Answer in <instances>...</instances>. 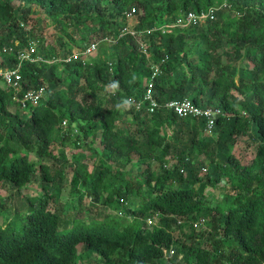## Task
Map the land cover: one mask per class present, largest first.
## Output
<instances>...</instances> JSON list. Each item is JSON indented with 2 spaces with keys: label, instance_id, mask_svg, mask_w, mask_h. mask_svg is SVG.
<instances>
[{
  "label": "trees",
  "instance_id": "obj_1",
  "mask_svg": "<svg viewBox=\"0 0 264 264\" xmlns=\"http://www.w3.org/2000/svg\"><path fill=\"white\" fill-rule=\"evenodd\" d=\"M224 2L215 21L159 30ZM132 8L150 59L121 36ZM40 11L50 38L29 28ZM31 40L42 60L23 65L22 92L45 97L23 110L0 80V264H264V0H0V67ZM93 43L87 63L66 62ZM153 63L157 101L221 109L215 136L204 119L128 104ZM242 137L250 157L234 153Z\"/></svg>",
  "mask_w": 264,
  "mask_h": 264
},
{
  "label": "built area",
  "instance_id": "obj_2",
  "mask_svg": "<svg viewBox=\"0 0 264 264\" xmlns=\"http://www.w3.org/2000/svg\"><path fill=\"white\" fill-rule=\"evenodd\" d=\"M232 6L227 2L222 3L218 7H211L207 11L194 12L190 11L184 15L178 16V18L168 24L160 27V31L163 34L173 33L178 29H187L192 27H200L205 25L210 21H215L217 18L218 11L225 10L230 11ZM233 10V9H232ZM137 14V9L132 8L125 12V17L129 22V27H125L121 36L130 35L135 39H139V44L141 51L146 55L148 59L151 58L150 52L144 41L140 40L143 37V32L137 31L134 27L137 22L135 21V16ZM237 16H241V12H236ZM24 26V25H22ZM28 28V27H27ZM30 28V27H29ZM28 28V29H29ZM157 29V30H158ZM154 30H148L147 33H151ZM99 47L98 43H93L88 46L84 51H75L71 58L67 59L66 62L78 61L88 62L90 58L97 52ZM12 48H4V53L11 52ZM37 53V42L34 40L29 41V44L25 50L18 51V63L15 68H1L0 67V80L4 82L7 88L13 90L14 96L13 101L20 105L21 109L26 110L31 105H37L45 97L46 88L41 87L39 89H30L22 92V74L21 69L25 63L40 62L42 59L35 56ZM167 57L162 60V63L167 61ZM152 75L148 78L146 91L142 98L139 100L130 98L128 104L134 108L135 111H141L146 108L149 113H155L156 111L164 108L175 113L179 118L193 117L196 119H204L206 122L205 132L213 136L214 129L216 125V120L219 115L222 114L221 109L214 107H199L193 104L188 99L183 100H173L166 103H160L156 100L154 90H155V79L162 73L161 65L153 63L151 66ZM67 122H64V127ZM183 172V171H182ZM149 224H154L153 220L148 221Z\"/></svg>",
  "mask_w": 264,
  "mask_h": 264
},
{
  "label": "rangeland",
  "instance_id": "obj_3",
  "mask_svg": "<svg viewBox=\"0 0 264 264\" xmlns=\"http://www.w3.org/2000/svg\"><path fill=\"white\" fill-rule=\"evenodd\" d=\"M29 26H30V28L32 26H34V27L41 26L42 32L40 34H41V36L43 35L46 38H50L53 35L54 30H55L54 26L51 25L50 20H48L45 17V14H43V12H41V11L39 13H36L35 16H33V21H31L29 23ZM228 56H229V59L233 58L232 54L228 55ZM97 146L100 147V144L97 143ZM252 151H253V147H251V145H249L248 138L242 137L237 141L236 149H235L234 153L236 154L237 157L243 158L245 156L250 157L252 154ZM68 153L71 154L72 151H69ZM29 157L38 164V159L34 155H29ZM48 163H51V162L49 161ZM89 163H90V171H93L95 168V164H94L93 160H89ZM138 171H139L138 169H134L133 167L128 168V172L131 173L134 177L136 174H138ZM36 193H41V186L39 183H34V184H31L28 187L24 188L23 192H22V196H23V198H27V197H30V196L36 194ZM9 194H10L9 189L0 188V201L1 200L5 201L7 199V197L9 196ZM207 196L215 199L217 197H220L221 195H220V191L218 189H211L209 187L208 191H207ZM62 200L64 203H65V201L70 200V195H69L68 189H66L64 191V195H63ZM1 222H2V220H0V223Z\"/></svg>",
  "mask_w": 264,
  "mask_h": 264
}]
</instances>
